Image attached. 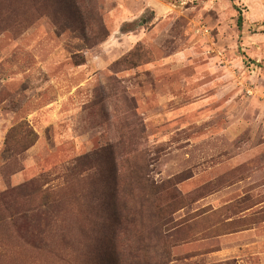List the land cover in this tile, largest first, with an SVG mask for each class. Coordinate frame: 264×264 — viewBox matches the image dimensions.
<instances>
[{
	"label": "rangeland",
	"instance_id": "obj_1",
	"mask_svg": "<svg viewBox=\"0 0 264 264\" xmlns=\"http://www.w3.org/2000/svg\"><path fill=\"white\" fill-rule=\"evenodd\" d=\"M0 196V264H264V0H0Z\"/></svg>",
	"mask_w": 264,
	"mask_h": 264
},
{
	"label": "trees",
	"instance_id": "obj_2",
	"mask_svg": "<svg viewBox=\"0 0 264 264\" xmlns=\"http://www.w3.org/2000/svg\"><path fill=\"white\" fill-rule=\"evenodd\" d=\"M238 21L241 22L242 21V16L240 15L239 18H238ZM0 202L4 203L5 202V199L0 196ZM27 217V215H25V218ZM27 220V219H26Z\"/></svg>",
	"mask_w": 264,
	"mask_h": 264
}]
</instances>
